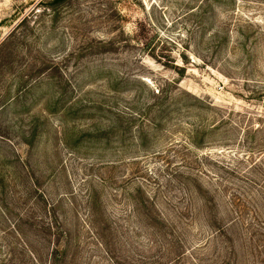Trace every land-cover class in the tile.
Masks as SVG:
<instances>
[{
	"label": "rangeland",
	"instance_id": "rangeland-1",
	"mask_svg": "<svg viewBox=\"0 0 264 264\" xmlns=\"http://www.w3.org/2000/svg\"><path fill=\"white\" fill-rule=\"evenodd\" d=\"M206 3L0 0V193L6 191L0 199L12 224L19 217L26 223V241L44 258L40 264H49L52 248L41 225L55 220L71 230L75 246L83 244L70 251L72 264H113L107 252L119 264L161 262L167 245L176 242L171 232L184 252L200 246L197 255L187 254L191 264H222L226 239L215 236L209 213L177 175L181 159L172 145L185 138L173 126L191 122V114L161 118L160 131L144 148L136 129L126 127L121 147L116 137L110 148L79 143L104 128L115 127L119 137V113H147L141 121L148 125L152 91L159 89H179L213 104L217 110L207 109L202 117L214 116V122L229 116L233 124L264 121V102L255 100L264 87V0ZM70 108L78 115L66 118L63 109ZM32 132L38 136L33 143ZM211 148L206 152L235 165L237 147ZM201 170L199 185L224 184L215 180L218 174L258 196L243 176L232 177L214 164ZM142 202L146 208L137 206ZM218 205L217 213L227 212L226 203ZM260 206L256 199L249 209ZM186 209L192 214L184 215ZM49 210L57 211L56 218ZM257 219L264 221V214ZM237 229L231 264H264V249L247 253L249 235Z\"/></svg>",
	"mask_w": 264,
	"mask_h": 264
},
{
	"label": "trees",
	"instance_id": "trees-1",
	"mask_svg": "<svg viewBox=\"0 0 264 264\" xmlns=\"http://www.w3.org/2000/svg\"><path fill=\"white\" fill-rule=\"evenodd\" d=\"M205 1L207 5L213 2L224 4L226 1H229L231 5H235L236 2L243 0ZM26 21L27 17L24 22ZM173 84H176V82H173ZM258 93L260 98H255V100L264 102V87L259 89ZM152 96L155 99V107L154 110L150 109L154 112L148 125L143 124L141 121L145 119V114L147 113L136 116L135 114L129 115L119 113V137L113 133L115 127L104 128L103 130L100 129L93 133H88L86 136L83 135L84 137H81L82 140L80 139L79 143L81 144L84 140H89L93 143L102 145L105 143V145L107 144V147L110 148L114 137H116L115 139L119 140V147H121L124 137L126 136V131H123V128L126 127L127 129H136L138 133L137 139L140 142L139 146L144 148L147 146L146 142L149 140L150 135L153 134L152 136H154L156 132L160 131L158 126L161 118L175 117V114L181 111H186L188 114H191V118H189L191 122L183 121L179 125L173 126L183 129L182 135L185 138L184 141H179L177 146L172 145L177 148L175 151V158L181 159V168L177 175H179V178L185 180L184 185L187 190H192L195 196L199 197L202 209H205V212L209 213V216H206L207 221L209 224L211 221L215 236L217 235L226 239L225 246L227 247L222 249V257L220 258L222 264H231L233 255L237 257V251L235 250V235L239 232V229H237L239 226L240 229H244L249 235L250 243L247 245L249 246L247 253L248 250L251 251L253 249H257L258 252H260V249H264V245L261 246L264 244V235L261 231L264 230V221L260 222L257 219V215L261 216L264 214V121L261 122L259 118L258 121H260V123L257 125L251 120L248 121V124L245 120L233 124L230 116L227 118L224 117L219 121L216 120L215 122L214 116L210 119L203 118L202 115L207 109L217 110L215 106L189 93L182 92L179 89L172 93L165 89H159L156 92L152 91ZM60 102H62V100H60L59 103ZM75 105L76 104H74V106ZM63 110L66 118L78 115V112H74L73 108ZM52 113H57V108H55ZM95 113L96 112H93V115ZM252 120L255 121V119ZM137 122L142 123V125L136 126ZM120 125H122V127H120ZM242 125H244V127ZM235 132H241L240 137L237 136ZM66 135L67 131L65 130L64 137H66ZM37 139V133L32 132L30 141L33 143ZM31 142H28V144ZM62 144H64V142ZM214 145H217V147H224L225 149L231 146L237 147L236 149L238 150L234 155L235 165L227 166L220 159L214 157L212 152H206L209 151L208 149H215L211 148ZM233 151L234 150H232V152ZM210 164H214L216 168L231 174L232 177H236L235 175L243 176L244 179H242V181L244 180L246 184L256 188L258 194L256 199L262 206L255 211L250 210L249 206L256 199L249 196L247 192H243L242 188L234 185L229 180H226V178H220L218 174L213 175L215 176L214 178H216L215 180L221 179L224 184L216 188L210 189L205 185L197 184L196 178H199L198 173L203 174L201 169H206ZM208 173L211 174L212 172ZM178 177L175 178L178 179ZM2 180V182L5 181L3 178ZM237 180L240 181L239 178H237ZM192 182L194 184H192ZM139 193H141L140 189ZM3 195H6L4 189L0 193V197ZM220 202L227 204V212L223 211L222 213H217L221 209V206L218 205ZM46 205H48V203ZM138 205H143V207L146 208L144 202H142V204L137 203V206ZM9 211L10 209L6 204V200L0 199V219H3L5 223V225L0 226V233L2 234V236H0V264H40L42 261L40 259L43 257L36 256L26 241V223L21 221L19 217L20 221H16L12 224ZM44 211L46 212L45 209ZM186 211L187 213L184 215H189V213L192 214L191 209H186ZM47 214L53 215V217L56 218L57 211L54 210L51 213V210H49ZM233 214L236 215V218H231ZM222 217H227L226 220H224V225L219 221ZM246 217L250 219L245 220V222L243 219ZM41 229L48 237V243L50 245L52 244L51 252L48 255L49 264L74 263L75 261L69 259L70 251L73 247L78 248L82 243L79 242V245L76 246L73 244L71 230L67 226L60 224L57 220H55V223L49 222L47 224H42ZM96 230H98V228L95 226V232ZM171 233V237H175L176 242H170V246L167 245V252L164 255L165 259H161V262L160 260L158 262L153 260V262L148 264H184V262L185 264H191L187 254L189 253L190 255L191 252H193L197 255L200 246L194 247L192 249L193 251L189 250V252H184L185 247L183 244L176 238L175 233ZM99 235L103 238L100 232ZM98 245L104 252L107 251L100 241ZM106 256L110 258L113 264H119L118 256H113L111 258L112 255L108 252ZM191 257L194 258L192 255ZM134 261L135 260H133V262Z\"/></svg>",
	"mask_w": 264,
	"mask_h": 264
}]
</instances>
